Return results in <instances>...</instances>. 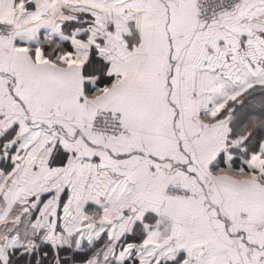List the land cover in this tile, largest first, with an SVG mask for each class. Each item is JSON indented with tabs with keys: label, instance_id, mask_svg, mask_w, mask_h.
Instances as JSON below:
<instances>
[{
	"label": "snow or ice",
	"instance_id": "6c2138e0",
	"mask_svg": "<svg viewBox=\"0 0 264 264\" xmlns=\"http://www.w3.org/2000/svg\"><path fill=\"white\" fill-rule=\"evenodd\" d=\"M0 264H264V0H0Z\"/></svg>",
	"mask_w": 264,
	"mask_h": 264
}]
</instances>
